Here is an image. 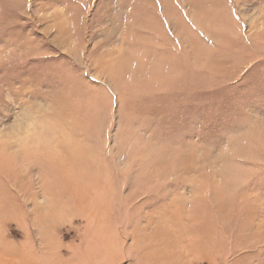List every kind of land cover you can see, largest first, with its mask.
Returning a JSON list of instances; mask_svg holds the SVG:
<instances>
[{
  "label": "rangeland",
  "instance_id": "374dc122",
  "mask_svg": "<svg viewBox=\"0 0 264 264\" xmlns=\"http://www.w3.org/2000/svg\"><path fill=\"white\" fill-rule=\"evenodd\" d=\"M26 111L0 264H264V0H0Z\"/></svg>",
  "mask_w": 264,
  "mask_h": 264
},
{
  "label": "clouds",
  "instance_id": "9594fccd",
  "mask_svg": "<svg viewBox=\"0 0 264 264\" xmlns=\"http://www.w3.org/2000/svg\"><path fill=\"white\" fill-rule=\"evenodd\" d=\"M29 109L28 101L21 102ZM37 127L36 114L31 111H26L22 114L14 115L13 119L6 126H0V139L5 142L20 144L21 147H26L29 137L33 134L34 129Z\"/></svg>",
  "mask_w": 264,
  "mask_h": 264
},
{
  "label": "snow or ice",
  "instance_id": "6c2138e0",
  "mask_svg": "<svg viewBox=\"0 0 264 264\" xmlns=\"http://www.w3.org/2000/svg\"><path fill=\"white\" fill-rule=\"evenodd\" d=\"M94 79V78H93Z\"/></svg>",
  "mask_w": 264,
  "mask_h": 264
}]
</instances>
